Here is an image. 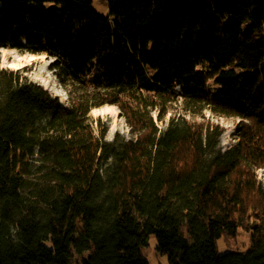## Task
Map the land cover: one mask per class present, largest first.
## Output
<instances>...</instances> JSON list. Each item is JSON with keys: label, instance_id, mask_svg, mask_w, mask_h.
<instances>
[{"label": "trees", "instance_id": "1", "mask_svg": "<svg viewBox=\"0 0 264 264\" xmlns=\"http://www.w3.org/2000/svg\"><path fill=\"white\" fill-rule=\"evenodd\" d=\"M92 4L0 0V49L52 58L71 100L0 70V264H150L151 235L169 264H264V0ZM106 105L131 139L94 128Z\"/></svg>", "mask_w": 264, "mask_h": 264}, {"label": "rangeland", "instance_id": "2", "mask_svg": "<svg viewBox=\"0 0 264 264\" xmlns=\"http://www.w3.org/2000/svg\"><path fill=\"white\" fill-rule=\"evenodd\" d=\"M92 9L100 16H108L109 6L108 0H93ZM30 56V54H22L16 50L7 49L3 51L0 49V70L7 69L13 71L14 73L20 74L23 78L28 79L31 82L37 83L48 90L54 97L60 100V103L65 106H71V100L67 89L62 85L60 78L57 75V71L53 69L54 60L47 57H39L37 55ZM15 64L17 69H10L8 65ZM118 116L114 117L111 113V108H105L101 110L100 115H89V120L97 129L99 124L108 127V133L106 140L113 141L117 135L124 137L125 139H131L132 134L130 127L126 121L125 116L120 112V110L115 107ZM182 103L175 104L171 109L170 113L166 117L165 123H158L161 129L167 126L168 121L171 117L184 114ZM205 120L219 124L223 130V136L220 140L221 150L227 151L234 147L239 142V125L240 119L236 118H225L212 113L209 110L203 112ZM191 119L190 116H187ZM196 121L203 122V118L197 117ZM115 126V127H114ZM115 128L112 137L110 138V132L112 128ZM258 178L263 180L264 173L263 170L257 171ZM251 234L245 231H240L239 236L236 239L222 238L217 242L218 251L220 255L226 254L231 250H240L246 252L250 246ZM157 239L154 235L150 236L149 246L144 249L143 253L148 259L150 264H168V258L166 256H161L157 253ZM72 264H81L77 257L72 260Z\"/></svg>", "mask_w": 264, "mask_h": 264}, {"label": "bare ground", "instance_id": "3", "mask_svg": "<svg viewBox=\"0 0 264 264\" xmlns=\"http://www.w3.org/2000/svg\"><path fill=\"white\" fill-rule=\"evenodd\" d=\"M2 50H3V51H6L5 49H2ZM30 56L34 57L33 55H30ZM39 57H44V55L39 56ZM8 67H9L10 69H17V66H16L15 64H10V65H8ZM107 107L113 109V110H111V113H112V115H113L114 117H117V116H118V112H117L116 108H115L114 106H109V105L102 106V107L97 108V109H93V110L91 111V115H100L101 112H103V111H101V110H105V108H107ZM114 127H115V126H114ZM114 127L111 129V132H110V138L112 137V135H113V133H114V130H115Z\"/></svg>", "mask_w": 264, "mask_h": 264}, {"label": "crops", "instance_id": "4", "mask_svg": "<svg viewBox=\"0 0 264 264\" xmlns=\"http://www.w3.org/2000/svg\"><path fill=\"white\" fill-rule=\"evenodd\" d=\"M169 264V263H168Z\"/></svg>", "mask_w": 264, "mask_h": 264}]
</instances>
